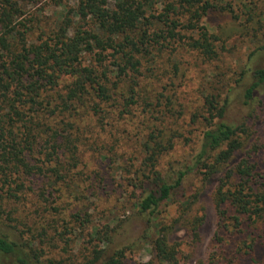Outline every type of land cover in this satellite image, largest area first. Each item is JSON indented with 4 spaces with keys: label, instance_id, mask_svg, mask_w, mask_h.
Instances as JSON below:
<instances>
[{
    "label": "rangeland",
    "instance_id": "374dc122",
    "mask_svg": "<svg viewBox=\"0 0 264 264\" xmlns=\"http://www.w3.org/2000/svg\"><path fill=\"white\" fill-rule=\"evenodd\" d=\"M14 1L34 35L57 30L65 10L75 5V0ZM116 1L108 0L113 7ZM209 1L216 7L199 24L212 36L210 59L186 45L189 36L196 37L194 32L179 30V41L151 58L136 55L135 104L121 108L119 95L127 78L115 83L109 74L106 85L113 101L104 104L89 91L82 103L85 110L73 119L71 130L58 118L37 117L32 130L38 135L37 151L49 150L44 140L56 128L62 137L56 163L42 164L41 155L34 154L32 163L41 169L37 177H20V189L0 183V232L38 250L40 264H111L108 257L117 250L123 257L115 264H159L148 245L157 236L173 254L164 264H264V216H244L241 230L229 236L218 226L213 200L219 177L245 151L251 150L257 168H264V83L253 99L243 96L253 69L264 68V0ZM168 2L173 0H152L151 10L157 13ZM228 2L230 10H221ZM91 54L84 51L76 57L77 67H91ZM72 79L60 76L47 90L51 106L65 95ZM207 94L219 96V101L226 98L224 120L243 125V146L231 163L203 180L195 161ZM148 135L160 146L154 169L162 180L171 183L176 171H186L181 187L158 207L154 219L132 205L148 187L135 179L147 173L143 143ZM95 229L105 242L93 237ZM216 235L222 236L220 242Z\"/></svg>",
    "mask_w": 264,
    "mask_h": 264
},
{
    "label": "trees",
    "instance_id": "16d2710c",
    "mask_svg": "<svg viewBox=\"0 0 264 264\" xmlns=\"http://www.w3.org/2000/svg\"><path fill=\"white\" fill-rule=\"evenodd\" d=\"M152 4V0H131L125 5L124 0H117L113 7L108 0H75V5L65 10L57 30H49L47 34L40 31L34 35L33 25L25 23L21 7L14 0H0L1 185L10 188V184H15V188L20 189V177H37L41 169L32 163L34 154L41 155L42 164L56 163L62 137L56 128L44 140L49 150L37 151L39 142L35 137L38 135L32 130L38 126V116L45 120L58 118L57 122L71 130L73 119L80 117L85 110L82 106L85 95L92 93L104 104L113 101L112 92L106 85L109 74L116 79L115 83L127 78L126 90L119 95L121 108L135 104V78L139 64L136 55L151 58L154 52L178 42L181 38L179 30H185L196 35L187 38V46L203 58L213 56L212 36L210 38L199 21L210 8L216 7L215 3L173 0L165 3L157 13L151 10ZM225 8L230 10L229 2L220 7L221 10ZM84 51L92 52L91 67H77L75 59ZM108 66L112 68L108 70ZM60 76L73 79L70 86H66L65 95L51 106L52 98L45 93ZM251 77L252 81L243 92L246 101L253 99L264 83V68L253 69ZM203 100L207 116L204 117L206 123L200 134L195 167L205 180L218 168L231 163L240 152L243 125L224 120L226 98L219 101V96L207 94ZM146 106L149 105L146 103ZM81 107L83 109L79 111ZM148 137L143 143V150L148 154L145 157L147 173L141 174L142 178H135L148 187L144 195L134 198L132 205L138 213L154 219L158 207L181 187L186 171H176L171 183L162 180L154 169L160 146L155 136ZM252 156V151L247 150L235 164L228 165L213 193L218 226L229 236L241 230L244 216H264V168H257ZM195 229L196 225L190 227L193 235ZM93 237L105 242L96 229ZM103 238L109 241L108 236ZM221 238V235L214 236L216 242ZM148 245L159 264L168 262L173 255L162 236L151 239ZM29 246L16 243L0 232V264H40L39 251ZM238 252V249L234 251L235 254ZM121 257L123 251L117 250L108 258L111 264H115ZM46 264H53V261H46Z\"/></svg>",
    "mask_w": 264,
    "mask_h": 264
}]
</instances>
